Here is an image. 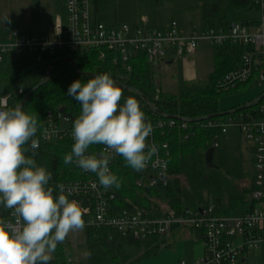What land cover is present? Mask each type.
<instances>
[{
    "label": "built area",
    "instance_id": "built-area-1",
    "mask_svg": "<svg viewBox=\"0 0 264 264\" xmlns=\"http://www.w3.org/2000/svg\"><path fill=\"white\" fill-rule=\"evenodd\" d=\"M254 1L261 11L258 25L234 22L228 28L204 26L186 30L174 20L165 28L126 23L108 26L94 17L91 0H64L65 16L54 24L53 33L14 30L8 42L0 43V66L5 61L16 63L21 58H32L40 64L66 52L96 49L101 58L110 55L114 65H121L130 73L133 70L132 61L139 53L145 54L152 66L156 61L167 60L170 54L194 55L203 43L213 48H221L228 43L240 44L246 45L248 50L242 54L240 64L218 81L217 88L222 93L233 92L251 81L257 68L259 72L255 85L264 97V0ZM23 93L22 90L0 91V99L6 97V103L11 107ZM120 103L122 105L124 101ZM77 117L67 112L65 115L48 110L43 121L37 124L34 139L39 146L35 151L48 143L67 142L70 153L74 143L72 127ZM145 120L152 125V133L147 138L148 146L150 148L154 144L158 152L140 171L136 179L138 187L168 186L171 179L167 159L170 145L167 141H158V137L164 136L168 130L182 129L185 139H189L195 135L197 126L216 129L223 134L228 133L230 128H236L250 144L255 205L242 214L228 216L218 215L212 201L185 208L179 215L172 213L162 217L150 215L140 208L118 209L115 207L118 195L113 186L105 189L99 184L96 173L69 163L71 171L81 176L58 182L57 186H63L64 194H70L69 199L79 203L85 221L83 229L108 227L122 236L146 242L154 237L169 235L174 227H187L195 232V241H201L204 248L201 257L192 264H250V255L264 244V104L260 107L259 117L251 113L232 112L227 116L205 118L203 122L175 117L152 119L146 115ZM218 138V134L213 137L211 147H219ZM27 147L31 151L30 145ZM101 153H105L103 145H92L88 149V154L99 157ZM112 155L109 162L111 172L119 157L115 153ZM60 191L57 187V196ZM0 216L10 219V210L0 207ZM69 241L65 239L63 244L66 246ZM176 264L189 263L180 260Z\"/></svg>",
    "mask_w": 264,
    "mask_h": 264
},
{
    "label": "trees",
    "instance_id": "trees-1",
    "mask_svg": "<svg viewBox=\"0 0 264 264\" xmlns=\"http://www.w3.org/2000/svg\"><path fill=\"white\" fill-rule=\"evenodd\" d=\"M118 1L91 0L94 17L108 26H115L116 23H112V11ZM203 15L205 27L228 28L234 22L258 25L261 11L254 0H203ZM247 50L246 45L230 43L214 48L213 70L209 74V81L205 85L188 86L181 95L165 96L155 89L151 65L145 54L139 53L134 57L133 70L127 73L121 65L113 64L110 55L101 58L96 49L75 50L55 57L56 60L70 56L75 60L77 68L64 61L53 69L49 78L46 77L47 68L54 59H45L40 64L32 58H21L16 63L5 61L0 66V91H14L25 75L36 69L42 70L41 80L11 105L15 107L21 104L30 94L23 110L36 117L37 124L43 121L48 110L59 111L62 107L65 112L79 116L81 105L68 95V88L76 80L86 82L95 75L104 73L109 74L122 88V101L129 96L135 97L146 117L152 119L175 117L191 121L202 119L203 122V118L208 116L222 113L227 116L229 111H234V114L251 113L259 117L260 107L264 104L261 93L254 100L230 109L220 108L219 105L224 93L218 90V81L240 64L242 54ZM258 72L259 69L255 68L253 79L233 92L255 87ZM247 104L249 106L246 109L239 110ZM216 134L219 135L220 145L216 149L215 165L208 169L205 152L211 147ZM225 135L216 129L197 126L195 135L189 139H185L184 131L178 128L159 136L158 141H167L170 145V156L167 159L171 179L168 186L164 187H138L136 179L140 171L127 166L123 157L119 156L112 169L120 182L119 188L113 185L118 195L115 207L140 208L157 217L172 213L179 215L185 208H194L201 203L209 204L211 201L217 208V214L222 216L239 215L250 210L255 205L252 179L250 184L244 185L240 176L232 180L223 175L222 169L233 171L234 164L239 166V161L237 163L223 145ZM68 148L67 142H52L35 151L33 156L37 165L45 167L51 173L49 186L53 187L54 195H57L58 182L81 176L64 163V156L69 153ZM27 154L31 156L32 152ZM177 228L174 227L170 234ZM84 242L86 258L75 264H136L145 257L157 254L163 244L172 245L168 243L166 236L140 242L132 237L122 236L108 227L84 229ZM49 264H71L63 243L58 244Z\"/></svg>",
    "mask_w": 264,
    "mask_h": 264
},
{
    "label": "clouds",
    "instance_id": "clouds-1",
    "mask_svg": "<svg viewBox=\"0 0 264 264\" xmlns=\"http://www.w3.org/2000/svg\"><path fill=\"white\" fill-rule=\"evenodd\" d=\"M68 95L81 105V112L73 122L74 143L65 164L96 173L105 189L120 187L109 168L113 153L136 171L146 168L158 149L148 146L152 125L135 97L121 105L123 90L107 73L74 81ZM6 99H0V207L10 210L11 218L0 216V264H49L58 244L84 228L83 210L64 194L63 186L58 185L60 194L54 195L51 173L33 158L39 146L34 139L36 117L20 104L8 107ZM92 145L105 146L106 154H88Z\"/></svg>",
    "mask_w": 264,
    "mask_h": 264
},
{
    "label": "rangeland",
    "instance_id": "rangeland-1",
    "mask_svg": "<svg viewBox=\"0 0 264 264\" xmlns=\"http://www.w3.org/2000/svg\"><path fill=\"white\" fill-rule=\"evenodd\" d=\"M62 0H0V43L8 42L14 30L19 32H34L36 29L45 30L52 13L63 9ZM65 16V11L63 10ZM147 16L153 28H159V23L176 21L186 30L204 27L203 0H119L112 11V23H126ZM41 22V25L40 23ZM201 53L194 56L172 55L173 60L156 61L152 66L153 84L157 91L165 96L181 95L186 87L191 85H205L209 81V74L213 70L214 48L208 43L200 47ZM42 78V70L36 69L25 75L17 85L16 92L29 91ZM260 94L258 87L241 90L230 94H222L219 100L220 108L230 109L236 105H243L248 98ZM227 147L228 154L239 161L234 164L233 171L222 169L223 175L232 180L240 176L244 185L250 184L253 176L251 150L248 141L236 128H230L222 140ZM208 168V167H207ZM209 169V168H208ZM163 209H166L163 206ZM168 243L163 244L159 252L151 257H145L136 264H169L179 257L189 263L198 260L203 254V243L195 242V232L187 227H179L172 234L166 236ZM70 240L65 250L71 258V264L86 258L84 229L71 232ZM167 243V244H168ZM250 264H264V244L250 255Z\"/></svg>",
    "mask_w": 264,
    "mask_h": 264
},
{
    "label": "crops",
    "instance_id": "crops-1",
    "mask_svg": "<svg viewBox=\"0 0 264 264\" xmlns=\"http://www.w3.org/2000/svg\"><path fill=\"white\" fill-rule=\"evenodd\" d=\"M62 2L64 3V0H62ZM62 6H64V4H62ZM63 10H64V7H63V9L61 10V11H59L58 13H52L49 17V20H48V22L47 23H45V30L46 31H41V32H44V33H46V34H51V33H53V26H54V24L58 21V20H60V19H63L64 18V14H63ZM40 23V25H41V22H39ZM117 24H120V23H116V25ZM147 25V26H149V27H152L150 24H151V20L147 17V16H142L140 19H137V20H134V21H131V23H130V25H133V26H136V25ZM169 24L170 23H159V25H161V27H159V28H165V27H168L169 26ZM40 30H42V29H36L35 31H40ZM31 32V31H30ZM11 37V36H10ZM10 40V39H9ZM203 45V44H202ZM201 45V46H202ZM200 46V47H201ZM200 47H199V49H200ZM198 49V51L194 54V55H198V54H200L201 53V50H199ZM194 55H189V56H194ZM213 57H214V54H213ZM170 59V60H169ZM167 60H169V62H171L172 60H173V58H172V56H170V57H168L167 58ZM259 88V87H258ZM260 89V88H259ZM260 92H261V89H260ZM259 95V93L257 94V96ZM256 96V97H257ZM256 97H254V98H248V102H250L251 100H254ZM243 102V104L245 103V101H242ZM247 102V103H248ZM236 106H238V105H236ZM232 108V107H231ZM195 242H197V241H195ZM198 242H201V241H198ZM202 243V242H201ZM204 249V248H203ZM201 257V256H200ZM180 260H185V261H187L188 262V260H186L185 258H179V257H177V258H175V259H173L172 261H170L169 262V264H176L178 261H180ZM193 262H195V260L193 261ZM192 262V263H193ZM189 263V262H188ZM192 263H189V264H192Z\"/></svg>",
    "mask_w": 264,
    "mask_h": 264
},
{
    "label": "water",
    "instance_id": "water-1",
    "mask_svg": "<svg viewBox=\"0 0 264 264\" xmlns=\"http://www.w3.org/2000/svg\"><path fill=\"white\" fill-rule=\"evenodd\" d=\"M64 61H67V62H70L75 68H77V65H76V62L75 60L70 57V56H66V57H63V58H59V59H56L54 60L53 62L50 63V65L48 66L47 68V75L46 77L49 78L52 73H53V69L59 65L60 63L64 62ZM30 97V94H28L24 100L21 102V107H23L25 105V103L28 101ZM249 106V104L247 105H244L242 107L239 108V110H243V109H246L247 107ZM61 113L65 114L66 115V112H65V108H60L59 110ZM234 111H229L227 112V114H230ZM68 115V114H67ZM216 116H223V113L222 114H218V115H212V116H208L206 118H212V117H216ZM205 119V118H203ZM202 119H198L196 121H200ZM215 154H216V148L215 147H210L206 152H205V163L207 165L208 168H212L215 164H214V160H215Z\"/></svg>",
    "mask_w": 264,
    "mask_h": 264
}]
</instances>
